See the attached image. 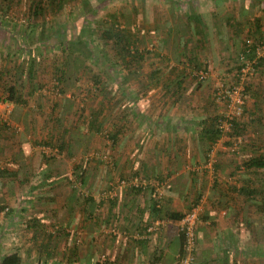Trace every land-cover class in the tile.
I'll return each mask as SVG.
<instances>
[{
    "label": "rangeland",
    "instance_id": "rangeland-1",
    "mask_svg": "<svg viewBox=\"0 0 264 264\" xmlns=\"http://www.w3.org/2000/svg\"><path fill=\"white\" fill-rule=\"evenodd\" d=\"M230 1L229 4H231V8L223 2H217V0H65L62 7L55 12H52L47 4V7L44 9L46 16L42 17H27L29 5L33 4L35 0H16L11 4V8L7 14L15 17L16 21L12 23L9 20L4 22L6 26L2 28L3 31L0 34V69L7 67L11 69L13 65H15V62L9 59L14 58L15 54H20V56L27 58V53L31 52L38 56V60H40L41 63L36 70L37 76L35 85L39 90L27 98L28 101L25 107H30L41 123L43 115L38 113L40 111L44 113L51 112L47 114V117H51L49 120H54L51 125L52 128L57 126H55V123L57 124V119L61 117L63 120L61 126H65L67 129L68 134L66 136H73V134H75L76 137H73V140L75 139L80 143L84 142L85 149L83 146H81L82 149H80L81 147L79 148L77 146L78 144L72 143L68 151L64 150V152L58 156V160L55 162L53 161L54 166L58 169L57 174H61L62 177L54 178V180L60 181L57 183L56 190V192L59 193L58 199L62 201L72 198V201H70L71 210H68L71 219L70 217L66 218L72 221L71 225L68 227L70 228L68 236L65 233H61L60 239L57 240L58 243L56 247L52 250L50 257H48L49 254L43 251L40 246L43 243V237L39 235L36 239L30 240L31 238L29 239L28 236L29 228L26 229L24 226L29 221L27 220V216L31 213L29 207L23 212L22 217L24 219L22 218L23 220H19L18 225H10V229L0 231L1 235L6 233L3 235V242H5L3 246H5L7 252L14 247L12 244L13 242L10 240L11 236L9 232H11L12 229V232L15 233V229H17V233L24 232L27 234L23 235L26 241L29 240V242H32V246H29L31 247V255L26 256L25 253H23V255H25L23 256V264H54V260L59 263L63 260L65 261L66 255L69 253L67 247H71L73 245V240L76 241L82 235V231H79L77 227L73 228V226L81 225L80 213L83 210L85 216L84 221L86 222L85 239H87L86 243L90 246L85 248L87 251V253H84L86 257H84L81 262L82 264L94 263L92 248L94 209L92 203L83 206V197L85 198V195H87V197L93 198V195L96 193L94 192V186L97 179L99 180V170H102V174H104V170L110 165V158L105 151H99L97 156H95V154L93 155L92 152L96 153L97 151L94 145L106 143L108 141L106 135L110 133L109 127L111 123L119 121L120 125H125V128L127 127V121L129 125L132 123L134 124V121H137V119H133L132 109H137V107L142 106V104H137V101L146 93L150 92L149 96L146 97L148 102H146L147 104L145 103L146 106L150 107L147 114L150 115L149 117L151 119L155 118L157 114L159 115V109L162 103L158 101L162 100L164 97L160 94L159 86L165 75L171 76V74L166 71L161 77L162 80L156 83L148 81L149 79H146L145 76L155 67L161 68L163 66L162 64L169 60L172 64L173 61H177V65L174 67H177L179 73H181L180 70H184L185 73H187V71L191 73L187 76L186 84L188 86H186L187 90L185 92V94L191 98H184V96H182L180 100L174 101V99L170 97L167 102L165 101V107L169 105V108H166L169 117L174 115L172 114L173 112L183 115L182 117H186L188 115L186 113L189 110V112H191L192 108H195L196 106L194 105L197 103L199 104L197 107L200 108L204 107L202 105L207 104L203 110L205 117H208V115L219 116L228 110L225 103L216 101L215 91L220 83L227 84L231 81L232 72L235 71V67L238 65L237 56L239 48L240 46L242 48L243 45L241 40L251 36L242 34L239 37H234V35L231 34V41L228 40L229 43L225 46L222 40L223 37L221 38L220 34H217L220 36L217 41L211 38L208 45L204 44L203 49H199V59L202 63L203 61L210 63V72L208 71L206 77L203 78L199 88H194L198 81L191 77V75H193L192 71H190L191 66L182 64V61L185 63V58L188 54L186 53L184 56L185 52L183 48L179 44L177 45L176 41L179 35L177 32L178 28L182 29L185 27L184 19L186 13L190 11L198 10V12L201 13L205 10H209L213 12V14L217 13V15L223 16L229 12H234L239 18H241V14L243 13L245 18L249 16L247 21H249L251 23L250 26L255 29L258 27L256 26L258 24L252 23L253 21H257L254 17L255 15L260 13L264 21V0H260L256 3L250 0ZM113 20H116L115 23L121 28L128 29V31L134 35V40L136 41L134 45L137 48L145 52L147 50L150 52L145 54V59L139 69L136 67L126 68L123 66L119 60V56L115 53L116 48L112 41H106L101 38L100 31L103 29L102 27H105L107 23ZM33 23H35V26L32 28L30 25ZM86 24H89L88 31L81 34L80 31ZM11 27L13 30L12 34L16 37L15 41H11L10 37L7 36L11 33ZM26 27L29 30H27ZM56 32H58V34ZM59 32L62 36H59ZM232 36L234 37L233 40ZM91 38H93L94 41V44L92 43L93 52L91 49L89 54L91 57L84 59L85 55L80 51L79 53L82 56L78 55V58H76L78 54L76 51V53L73 52L70 55L65 42L77 39L92 41ZM252 38L257 39L256 33L255 35L253 34ZM17 44H19V46ZM3 53L5 54L4 60L1 59ZM163 56L166 57L167 60ZM75 59H77V62L84 61L86 65L85 68L79 70L77 75L73 74ZM211 63H215L216 65L213 66ZM69 66L70 68L67 69ZM62 70H66L65 77L69 76V78L66 81L60 82L59 85L61 89H63L60 93V91L58 92L55 88V75L57 73L63 77L62 72H60ZM177 71H173L172 73L174 74ZM94 75H97L101 81L98 87L94 86L92 78ZM23 79L25 82L30 80L27 76ZM255 80L261 82L258 86V97L253 99L251 91L246 92L245 112L237 119L238 125L242 127V130L241 128L239 129V131L241 130L242 132L240 131L237 135L238 142H240L236 146L237 151L241 150V160L243 156L246 155L242 152V145L248 142L253 141L256 144H260L263 148L258 150L255 149L254 152L256 154H264V75L258 70L254 75L246 79L248 83H254ZM4 81L11 86L14 84L12 77L9 76H5ZM190 89H192L195 94L190 92ZM22 90L25 91V87H23ZM94 95L99 98H94ZM11 97H13V95H11L10 98ZM102 102L105 103V110L102 116L106 119L104 125L108 127V129L103 131V134H90L89 131L86 130L85 125L81 126V124L89 119L92 113L91 110L96 111L100 105H103L101 104ZM192 102H194V104H192ZM0 105L2 107H0V109H2L4 113L0 116L6 120H10V111L14 108L13 102L8 101L6 103H0ZM38 105L41 106V108H37L36 106ZM54 105L56 107L54 110H51ZM140 118L141 117L138 119ZM142 123L144 122L140 124L142 125ZM147 123L146 121L145 124ZM8 125L10 126V128L7 129L8 133L13 131H15V133L19 132L12 124ZM41 128L42 126L39 127L40 130ZM2 129L4 130V128ZM126 129L127 130L124 131L125 134L123 133L122 136L126 137L127 134V136L130 135V137L133 138L134 134L130 133H134V130L131 128ZM50 131H52V129H48L47 137ZM139 131L141 130L139 129ZM135 132L137 133L135 136L139 134L137 129ZM155 133L158 135L157 130ZM221 140L223 141V138ZM50 151L51 150L48 149L45 152L40 150V152L37 153L38 156L40 154V158L34 160L33 163H28V167L26 166L27 169L31 172L33 169H39L42 165L41 154H46V152L50 153ZM69 154L74 156V158L72 157L71 159ZM79 155L84 157L81 158ZM86 158L89 160L87 161ZM215 159L216 155L213 156L211 154L207 160V165L213 166L216 162ZM0 161V168H2L4 161L2 158ZM77 164L80 165V169L85 164L84 169H86L87 173L86 184L82 187L80 186L81 181L76 178V175L80 173L79 169L76 171L75 167H77ZM244 169H246V167L241 166V175L244 174ZM66 173H68L70 177V182H65L64 176H67ZM0 182L2 183L3 180H0ZM2 189L3 186L0 184V203L6 205L5 207H9V209L11 207H17V203L20 206L21 203H29L30 201V196H22L19 194L20 192L4 194V192H1ZM76 199L77 203L78 200H80V205L75 202ZM53 204L55 203L51 202L49 206ZM27 206L28 204H26V206H20L19 209L21 210L22 207ZM87 210L90 212L89 215L87 214ZM7 211L6 209L3 210L0 216L6 215ZM54 216L56 217L55 223L51 224L49 228H52L55 232H60L62 230V226L60 225L62 222L64 223L66 219H64V215L62 217L60 213H54ZM244 217H246V220H244ZM248 218L252 219L250 223ZM258 222L264 224V212L257 210L252 204L249 205L248 209L241 211V243L239 244V251L241 253L239 264H264V229L260 232L261 228ZM62 237H64V240H62ZM259 243L263 246L259 245ZM4 250L0 251V257ZM63 253L66 254L64 255ZM104 256L105 258L102 259L103 261L107 257L106 255Z\"/></svg>",
    "mask_w": 264,
    "mask_h": 264
},
{
    "label": "crops",
    "instance_id": "crops-1",
    "mask_svg": "<svg viewBox=\"0 0 264 264\" xmlns=\"http://www.w3.org/2000/svg\"><path fill=\"white\" fill-rule=\"evenodd\" d=\"M222 1L225 0H217V2ZM250 1L256 3L260 0ZM190 12H195L200 16L202 14L207 23L208 29L204 31L206 41L203 40L205 45L210 43L211 38L217 41L220 37L217 34L221 35L225 32L223 31V15L213 16V12L209 10L201 13L198 10ZM234 15L235 17L238 16L236 13ZM241 15L244 17L243 13ZM248 17H244V20L250 25L251 23L247 21ZM254 17L257 21L252 23L258 24L256 25L258 27L256 29L252 27L251 29L256 33V37L264 40L263 16L259 13ZM237 19H240L239 16ZM248 26L244 29L245 31L249 29ZM227 30L231 35L232 28ZM2 31L3 29L0 30V34ZM180 33L188 34L187 27L182 28ZM7 36L10 37V35ZM222 40L225 46L226 43L228 45L229 42L225 37ZM229 40L231 41V39ZM176 44L180 45V41H176ZM167 63L172 64L170 60ZM172 65L176 66L177 61H173ZM214 65L216 64L214 63ZM164 80L166 79H163L159 86L160 94L164 96L161 97L163 101H158L162 103L159 115L157 114L155 118L151 119L150 115L147 114L150 107L146 106L145 103L148 102L146 97L149 96L150 92L146 93L137 101V104H142L143 107L132 109L133 119H137V121H134L135 123L131 125L127 121L126 128L134 130V133H130L134 134V137L132 138L126 134V137L122 136L115 143L107 141L106 143L94 145L97 151H105L110 158L109 167L104 170V174H102V170H99V180L97 179L94 186V192L96 193L93 195L92 202L94 216L93 234L91 233L94 263L177 264L176 255L180 250L181 236L177 228L180 218L176 217L189 210L194 203L199 202L195 264H239L241 253L239 251V244L241 243V207L245 205V203H241L239 190L244 185L241 179L247 178V174L242 173L243 175H241V166L239 165L241 163V150L233 154L231 152L233 149L224 141L218 140L212 144L208 139L200 136L202 124L199 121L206 118L203 113L206 103H204L206 105H202L204 106L202 108L197 107L199 106L198 103L195 104L196 107L192 108L191 112L189 110L186 117H182L183 115L175 112L172 113L174 114L172 117H169L167 115L168 111H166L169 105L165 107V101L167 102L170 97L174 99L172 92L176 91V88L170 84L172 91L165 93L163 90ZM186 80L183 83L185 87L188 86ZM260 83L258 80L253 83L257 90ZM192 89H190V92L195 94ZM186 90L187 87L185 92ZM163 91L165 95H163ZM185 92L183 93L184 98H191ZM49 113L45 112L43 114L42 123L36 118L30 107H14L10 120L0 116V159L2 158L4 161L2 167L13 170L12 173L18 171L16 174L20 178L29 176L31 179L28 185L20 187L16 178L13 177V180L6 178L3 183L0 182L3 186L1 192H4V194L20 192L21 195L30 196L29 203L20 204V206L28 204L27 207H22L21 211H26L29 207V210H31L27 220H31L29 223H32V228L30 226L26 227V224L24 225L26 229L29 228L28 236L29 239L31 238L30 240H33L35 234L42 237L43 232H55L52 228H49L51 224L55 223L54 213H60L62 217L64 215V219L70 217L68 210H71L70 201H72V198L62 201L58 198L55 201L43 198V195L54 193L53 190H49V185L41 186V178L47 168L45 169L44 165H41L39 169H33L32 172L27 169L28 163H33L34 160L40 158V154L39 156L37 154L40 150L45 152L42 139L47 137V131L52 128L51 125L54 122V120H49L51 117H47ZM3 114V110L0 109V115ZM139 117L142 119H138ZM4 120H6V124H12L16 127L19 132L15 133L14 131L11 135V133L3 130L2 121ZM146 121L147 124H145ZM141 122L144 123L141 125ZM41 126L40 130L39 127ZM126 128L125 130H127ZM136 129L139 134L135 136L137 134ZM156 130L158 135L155 133ZM84 144L82 142L77 146L79 148L83 146L85 149ZM210 145L212 146L209 150V156H207L206 151ZM48 148L46 147V149ZM48 154L52 155V152L50 151ZM211 154L216 155L217 159H215L216 162L213 166L207 165L206 157H210ZM72 157L74 158L70 155L71 159ZM79 157L83 158L84 156L79 155ZM236 165L239 168H236ZM51 173L55 174L54 172ZM68 173H66L67 176ZM56 176L61 177V174L56 173ZM133 176L144 179L147 183L146 186L144 188H126L119 185L120 179L128 180ZM6 180H9V182ZM80 183L82 187L86 184V181ZM112 188L115 196L109 198L104 193ZM54 190H57V186ZM79 201L78 205H80ZM51 202L55 204L49 206ZM242 204L243 206H241ZM20 206L17 203V207H11L12 212H9V207H5L8 211L6 215H2L3 217L0 216V231L10 229V225H18L19 220L24 219L22 217L24 211H20ZM2 213L3 211H0V214ZM80 215L81 225L73 226V228L77 227L79 231H82V235L76 241L73 240V245L77 244V261L73 260L66 263L69 255L67 253L65 261H61L62 264H82V259L86 257V254H84L87 253L85 248L90 245L86 243L87 239H85L86 222L84 221L83 210ZM70 219H66L60 225L67 236L70 232L68 227L72 222ZM155 221L159 222L158 230L148 231V226ZM17 231L15 229L14 233L11 229V232H9L14 247L8 252L3 246V243H5L3 242V235L6 233L1 235L0 232V251L5 249L1 253V257L17 252L23 264V256L31 255V247L29 246H32V242L23 238L26 233H17ZM44 238L42 239L43 242H45ZM62 240H64V237H62ZM104 255L107 257L103 261Z\"/></svg>",
    "mask_w": 264,
    "mask_h": 264
},
{
    "label": "trees",
    "instance_id": "trees-1",
    "mask_svg": "<svg viewBox=\"0 0 264 264\" xmlns=\"http://www.w3.org/2000/svg\"><path fill=\"white\" fill-rule=\"evenodd\" d=\"M14 1H16V0H0V30H2V28L4 26H6L4 22H7L8 20L11 21V23L13 21H16L15 17H12L11 15L7 14L9 9L11 8V4L14 3ZM64 1L65 0H35V2L33 4L29 5L27 17H29V16L30 17L46 16L44 9L47 7V4L51 8L52 12L58 11L62 7ZM222 2L224 4H226L229 8H231V4H229V2H231L230 0H226V1H222ZM229 10H231V9H229ZM216 15H217V13L213 14V16H216ZM244 19L245 18L242 15H241L240 19H237V17H235V15H234V12H231V13L229 12V13L225 14L223 16V24H224L223 31H225V32L223 34H221L220 36H223V37L226 36L225 38H226L227 42H229L228 40L231 38V35H229V31L227 29L232 28L231 32H232V35H234V37H239L240 35L244 34L246 36L250 35L252 38V36L255 32L252 31V29H251L252 27ZM115 22H116V20H113L110 23H107L105 25V27H102L103 29L100 31L101 32L100 33L101 38L103 40H106V41H108V40L112 41L113 45L116 48L115 53H116V55L119 56V60L121 61L123 66H125L126 68L136 67L139 69L142 66V62L145 59V54L150 53V52L148 50L145 52V51L137 48L134 45V42L136 43V41L134 40V35L130 31H128V29L121 28ZM184 24L188 29V34L187 33L181 34L180 33L181 28H178V31H177L179 34L177 39L180 41V46L183 48V50L185 52L184 56L186 53L188 54V55H186V58L184 57L186 59L185 63H183V61H182V64L185 66H187V65L191 66L190 71H192V73H193V75H191V77L197 79V81H198L194 88H199L200 84L203 81V78H200L198 76L199 75L198 72L199 71H202L205 73H208V71L210 72V69H209L210 63L207 61H203V60H202L203 61V63H202L199 59V57H200L199 49L200 48L203 49L204 41H206V39H204L206 36L204 31L208 29V26H207L206 21L202 17V14L200 16V14H196L195 12L186 13V16L184 19ZM34 26H35V23L30 25V27H32V28ZM247 26L249 27V29L247 31H245L244 29ZM88 27H89V24L84 25L80 31L81 34L87 32ZM27 30H29V29L27 28ZM10 31L12 34V31H13L12 27L10 28ZM243 31H245V33H243ZM56 33L58 34V32H56ZM11 34H9L11 41L12 40L15 41L16 37L13 34L12 35ZM59 36H62V34L60 32H59ZM234 37L232 36V40ZM247 38H249V37H247ZM256 38L257 39L252 38L254 40V43L250 47V49L252 51L249 54H246L247 57H253L255 55L254 54V48L260 41H262V40H260V38H258V37H256ZM91 39H92V41L91 40L85 41L83 39L70 40L68 42H65V44L67 46L66 48L68 49V52H70V55L76 51L78 53L76 58H78V55H81L79 53V51H80L81 53H84V55H85L84 59L85 58L87 59V58L91 57L89 55L91 49L93 52L92 43L94 44V41H93V38H91ZM246 39L241 40V42H243V45H242V48L239 45L240 48H239V53L237 56L238 58H239L240 53L246 52V50H247V47H245ZM191 42H193V43H191ZM190 44H192V45H190ZM17 45L19 46V44H17ZM20 47H21V45H20ZM27 55H28V57L24 58L23 56H20V54H18V55L15 54L14 58L9 59V60H12V62H15V65H13V67L11 69H10V67L0 69V102L1 103H6L8 101H11V102H13L14 107H16V106L25 107L26 103L28 101L27 98L32 96L37 90H39L35 85V79L37 76L36 70L39 68V64L41 63V61L38 60L39 59L38 56L32 54L31 52H28ZM4 57H5V54L3 53L1 55V59L4 60ZM164 58L167 60L166 57H164ZM74 63H75V68H74L75 70L73 69V74L77 75L79 70L86 67L84 61L77 62V59H75ZM239 67H240V65L238 64V65H236L235 68L238 69ZM255 67H256V71L258 70L261 74L264 75V56L259 57L257 59ZM69 68H70V66L67 69H69ZM177 70H178L177 67H174V66H172L166 62L161 68L155 67L154 69H152L149 72V74L147 76H145V78L149 79L148 81L156 83L159 80H162L161 77L164 75L163 73L168 71V73L171 74V76L165 75L164 78L166 80H164L163 90L165 91V93H169L170 91H172L170 84L173 83L172 86H174L176 88V91L172 92V96H174V101H177V100H180V98L183 96V93L185 92L186 87L183 85L184 80L187 79V76H189L191 74V73H188V71H187V73H185L184 70H180L181 73H179V71H177ZM65 71L66 70L60 71V72H62L63 77H61V75H59L57 73L55 75V79H56L55 88L58 90V92L60 91V93L63 91V89H61V87L59 85L60 82L66 81L69 78V76L65 77L66 76ZM173 71H177V72L173 74L172 73ZM232 74H234V72H232ZM5 76L12 77V80L14 83L12 86L9 85L8 83H6V81H4ZM25 76H27L30 80H27L25 82V80L23 79ZM92 78L94 81V86L98 87L99 84L101 83V81L99 80L97 75H94ZM231 78L234 79L235 76L233 75V77H232V75H231ZM224 84H226V83H224ZM23 87H25V91L22 90ZM244 89H245V91H244L245 94H246V92L251 91V96L253 99L255 97H258L257 96L258 90L255 88L253 83H248V81H245ZM96 90H100V89H96ZM164 91H163V93H164ZM165 93L163 95H165ZM11 95H13V97L10 98ZM93 97L96 99L99 98V97H96V95H94ZM106 101H108V100H106ZM101 104H103V105H100V107L96 111L91 110L92 113H91L89 119L86 122L85 121L82 122V124H81V126L85 125L86 130L89 131L90 134H92V133L103 134V131H106L108 129V127H106L104 125V121H106V119H105V117L102 116L104 114V110H105V103L102 102ZM36 107L41 108V106H39V105ZM55 107L56 106L54 105L51 110H54ZM12 111H13V109L10 111V115H12ZM244 112H245V106H244L243 113ZM39 114L43 115L44 112L40 111ZM218 117L220 118V115L219 116L218 115H214V116L208 115V117L203 118L199 121V123L202 124L200 136L208 139L212 144H214L216 141H218V139L223 138V141L229 147H231L233 149V150H231V152L233 154L236 152H239L236 150V146L240 142V141L238 142L237 135L242 130V127L240 125H238L237 120L234 119V120H232L230 130L223 132L218 127ZM5 121L6 120L2 121V123H3L2 128H4V130H6V132H7V129H9L10 126L8 124H6ZM62 121L63 120L61 117L59 119H57V124L55 123V126L56 125L57 126L54 128H50V129H52V131H50L49 136L47 138L42 139L43 140L42 146H45V148L49 147L48 149L51 150L52 155L51 154H48V155L43 154L41 157L42 161H44V162H42V165H44L43 167L45 169L47 168V171L43 173V176L41 178V182H42L41 186L49 185V190L54 191V193H51L50 195H43L44 199L46 198L47 200L49 199L52 201H55V198H59L58 197L59 193H57L56 190H54L55 187L57 186V182H56V180H54V177H57L56 173H58V169L54 166V162L56 160H58L57 156H59L62 152H64V150L68 151V148L72 146V143H75V144L80 143L79 141H77L75 139L73 140V137L74 138L76 137L75 134H73V136H66L68 134L67 129L65 126L64 127L61 126ZM258 121H259V119H258ZM109 128H110V133H107V135H106V138L108 139L109 143H115L119 138L122 137V134L125 131L124 125H120L119 121L111 123ZM240 128H241V130L239 131ZM13 132H11V135H13ZM51 132H53V133H51ZM69 137H70V139H69ZM211 146L212 145H210L207 148V151H206L208 153L207 156H209V153H210L209 150H210ZM262 148L263 147L260 144H256L253 141L245 143L242 145V152H244L246 155L243 156V159L241 160V163L239 165L242 167H246V169H244V175L247 174V178L241 179V182L242 183L244 182V185L241 186L239 193L241 194V203H245L244 206H243V204L241 205V206H243V207H241V211L248 209L249 205L252 204L254 207H256L257 210L264 212V154H260V153L256 154L254 152L255 149L258 150V149H262ZM98 152L99 151H96V153L95 152H92V153H93V155L95 154V156H97ZM95 156H94V158H95ZM91 157H93V156H91ZM206 159L208 160L209 157H206ZM86 160L88 161L89 159L86 158ZM11 164H13V163H11ZM75 168L77 171L80 168V165L77 164V167H75ZM236 168H239V166L236 165ZM81 169H79L80 173H78L76 175V178H78L81 182H83V181H86V179H87V173H86V169H84V165H83V167H81ZM12 171L13 170L8 169V168H3V167L0 168V180L2 181L6 178L13 180V177H14L18 181V184L20 185V187L21 186L23 187L24 185H28L29 182L31 181L29 176H24L23 178H20L16 174L18 171L13 172V173H12ZM51 172H54L55 174L53 175V173H51ZM30 176H32V175H30ZM64 179H65V182H70V179L68 176H64ZM49 180H51V181L48 182ZM6 181L9 182V180H6ZM23 193H25V192H23ZM22 196H25V195L22 194ZM75 202L77 203V199ZM92 202H93V198L87 197V195H85V198L83 197V206H87L88 204H90ZM5 206L6 205H4L3 203H0V211L1 212L5 209ZM22 211H24V210H22ZM9 212H12V210L10 209ZM87 212H88L87 214L89 215L90 212L88 210H87ZM181 216L182 215H179L176 218H180ZM244 220H246V217H244ZM251 220H252L251 218H248L249 223L251 222ZM30 221H28L26 223V227L30 226L32 228V225H31L32 223H29ZM259 225L261 228L260 232H262L264 229V224L259 223ZM61 233H64L63 229L60 232H57V231L54 233L43 232V234H41L43 238L45 236V238H44L45 242H43L40 246L42 247L43 251H45L49 254L48 257H50L52 250L56 247V245L58 243L57 240L60 239ZM180 236H181V246H180V250L178 253L181 254L182 253L183 236L181 234H180ZM37 237L38 236L35 234L33 236V239H36ZM76 245L74 244V245H72V247H67V250L69 251V255L67 256L66 263L72 262L73 260L77 261L76 260V258H77V256H76L77 246ZM259 245H261V244L259 243ZM261 246H263V245H261ZM47 258H46V260H47ZM54 262H55L54 264H62V263H59L58 261H55V260H54ZM195 263H196V261H195ZM0 264H22L21 257L18 255L17 252H12L8 255L2 256L0 258ZM94 264H100V263L95 262ZM102 264H104V262Z\"/></svg>",
    "mask_w": 264,
    "mask_h": 264
},
{
    "label": "built area",
    "instance_id": "built-area-1",
    "mask_svg": "<svg viewBox=\"0 0 264 264\" xmlns=\"http://www.w3.org/2000/svg\"><path fill=\"white\" fill-rule=\"evenodd\" d=\"M254 40L249 37L245 41L246 52H242L238 58L240 67L234 71V79H231L226 85L220 83L215 91L216 101L225 103L227 111L218 117V127L223 132L230 130L232 120H237L243 114L246 94L244 85L247 78L256 72V62L259 57L264 56V40L260 41L254 48V56L247 57L252 50L250 47ZM249 48V49H248ZM199 77L205 78V72L199 71ZM1 103V102H0ZM6 105V104H5ZM7 106V105H6ZM218 140H221L218 139ZM45 151L47 149L45 148ZM210 162V160H209ZM119 185L126 188H144L146 181L139 176H133L130 179H120ZM109 198L115 196V192L110 189L104 193ZM159 194V193H158ZM199 202L194 203L192 207L182 214L178 220V232L183 236L182 253L176 255L177 264H194L196 261L197 249V224L199 222ZM159 222L155 221L148 226V231L158 230Z\"/></svg>",
    "mask_w": 264,
    "mask_h": 264
}]
</instances>
